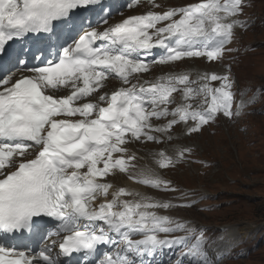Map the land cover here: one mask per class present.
Segmentation results:
<instances>
[{
	"label": "snow or ice",
	"instance_id": "obj_1",
	"mask_svg": "<svg viewBox=\"0 0 264 264\" xmlns=\"http://www.w3.org/2000/svg\"><path fill=\"white\" fill-rule=\"evenodd\" d=\"M248 6L126 0L117 20L103 0H0V61L10 42H38L36 64L0 63V264H215L194 228L160 214L192 205L116 182L179 191L160 170L194 161L174 142L239 116L230 65L193 80L181 64L223 61ZM156 66L172 71L146 78Z\"/></svg>",
	"mask_w": 264,
	"mask_h": 264
},
{
	"label": "rangeland",
	"instance_id": "obj_2",
	"mask_svg": "<svg viewBox=\"0 0 264 264\" xmlns=\"http://www.w3.org/2000/svg\"><path fill=\"white\" fill-rule=\"evenodd\" d=\"M190 1L195 0L181 3ZM246 4L249 6L245 15L250 19L254 13L258 23H251L249 29L242 30L231 44V48L235 47L234 70L241 85H248L252 90L261 85L264 92V0H248ZM247 44L252 51L240 55L239 50ZM198 62L203 63L202 60ZM259 111L261 114L244 118L234 133H217L212 128L205 132L201 141L203 146H209V161H216L211 171L205 175L195 171L178 174L186 186L206 189L213 197L217 195L222 203L211 213L188 210L185 213L189 217L211 225L214 231L221 224L256 227L244 229L246 238L235 243L240 245L234 252L239 259L221 264H264V95ZM243 125L246 129H242Z\"/></svg>",
	"mask_w": 264,
	"mask_h": 264
},
{
	"label": "bare ground",
	"instance_id": "obj_3",
	"mask_svg": "<svg viewBox=\"0 0 264 264\" xmlns=\"http://www.w3.org/2000/svg\"><path fill=\"white\" fill-rule=\"evenodd\" d=\"M247 228H250V229H254V228H256L255 226H248V227H242V226H238L237 227V230H235V228H232V230H233V234L234 233H238V234H240V235H242V238H243V235H244V229H247ZM244 237H246V236H244ZM230 239H233V236H230V234L228 235V237H227V240H230ZM218 244H214V246H217Z\"/></svg>",
	"mask_w": 264,
	"mask_h": 264
}]
</instances>
